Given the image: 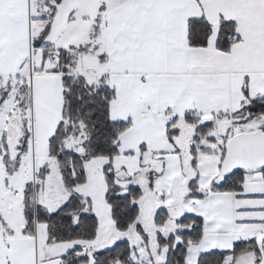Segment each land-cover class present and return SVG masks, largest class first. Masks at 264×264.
<instances>
[{
    "label": "snow or ice",
    "instance_id": "1",
    "mask_svg": "<svg viewBox=\"0 0 264 264\" xmlns=\"http://www.w3.org/2000/svg\"><path fill=\"white\" fill-rule=\"evenodd\" d=\"M0 264H264V0H0Z\"/></svg>",
    "mask_w": 264,
    "mask_h": 264
}]
</instances>
